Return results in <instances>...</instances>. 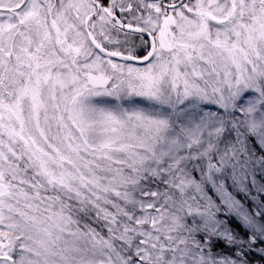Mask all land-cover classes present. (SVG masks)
I'll return each mask as SVG.
<instances>
[{
  "label": "snow or ice",
  "instance_id": "6c2138e0",
  "mask_svg": "<svg viewBox=\"0 0 264 264\" xmlns=\"http://www.w3.org/2000/svg\"><path fill=\"white\" fill-rule=\"evenodd\" d=\"M0 264H264V0H0Z\"/></svg>",
  "mask_w": 264,
  "mask_h": 264
}]
</instances>
